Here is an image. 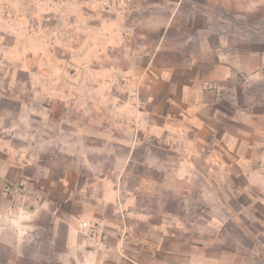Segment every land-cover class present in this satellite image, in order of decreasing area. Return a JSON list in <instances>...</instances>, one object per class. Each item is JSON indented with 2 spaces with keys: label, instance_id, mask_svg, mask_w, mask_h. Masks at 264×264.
I'll use <instances>...</instances> for the list:
<instances>
[{
  "label": "rangeland",
  "instance_id": "1",
  "mask_svg": "<svg viewBox=\"0 0 264 264\" xmlns=\"http://www.w3.org/2000/svg\"><path fill=\"white\" fill-rule=\"evenodd\" d=\"M0 194V264H264V0H0Z\"/></svg>",
  "mask_w": 264,
  "mask_h": 264
},
{
  "label": "crops",
  "instance_id": "2",
  "mask_svg": "<svg viewBox=\"0 0 264 264\" xmlns=\"http://www.w3.org/2000/svg\"><path fill=\"white\" fill-rule=\"evenodd\" d=\"M251 58V57H250ZM252 59L255 62L254 58ZM224 66V65H223ZM224 66V67H227ZM17 206L14 197H6L0 194V231L3 229H9L12 231L16 239L22 237L25 232V225L21 224L24 223V220L31 218L30 214L27 211ZM68 234L73 236L75 234V230L72 227H69Z\"/></svg>",
  "mask_w": 264,
  "mask_h": 264
},
{
  "label": "built area",
  "instance_id": "3",
  "mask_svg": "<svg viewBox=\"0 0 264 264\" xmlns=\"http://www.w3.org/2000/svg\"><path fill=\"white\" fill-rule=\"evenodd\" d=\"M11 184H12V183H11ZM20 184L22 185L23 183L21 182ZM6 189H7V190L10 189V183H9V185H6ZM80 225H81V226H85V221H81Z\"/></svg>",
  "mask_w": 264,
  "mask_h": 264
}]
</instances>
